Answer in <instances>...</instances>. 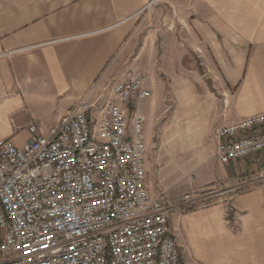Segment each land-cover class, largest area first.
Wrapping results in <instances>:
<instances>
[{
    "label": "crops",
    "instance_id": "obj_1",
    "mask_svg": "<svg viewBox=\"0 0 264 264\" xmlns=\"http://www.w3.org/2000/svg\"><path fill=\"white\" fill-rule=\"evenodd\" d=\"M149 1L0 0V138L22 127L28 134L33 121L57 124L83 96L108 91L134 65L160 79L189 47L209 65L206 129L264 110V0H169L170 14ZM7 51L15 53L2 55ZM252 161L202 169L206 189L225 179L251 189L169 210L187 264H264V177L250 178Z\"/></svg>",
    "mask_w": 264,
    "mask_h": 264
},
{
    "label": "built area",
    "instance_id": "obj_2",
    "mask_svg": "<svg viewBox=\"0 0 264 264\" xmlns=\"http://www.w3.org/2000/svg\"><path fill=\"white\" fill-rule=\"evenodd\" d=\"M148 83L130 67L57 124L33 121L21 143L0 138V264H187L169 209L148 189L138 107L152 95ZM215 136L220 164L252 158L264 177V110Z\"/></svg>",
    "mask_w": 264,
    "mask_h": 264
},
{
    "label": "rangeland",
    "instance_id": "obj_3",
    "mask_svg": "<svg viewBox=\"0 0 264 264\" xmlns=\"http://www.w3.org/2000/svg\"><path fill=\"white\" fill-rule=\"evenodd\" d=\"M153 4L155 7L168 6L170 14L169 0H156ZM179 35L182 37L183 33ZM180 41L186 43L185 39L180 38ZM189 49L188 56H184L181 61L179 59L176 65L172 64L170 73L157 80L150 78L152 95L138 103L142 112L152 113L145 124L148 189L154 197L162 198L170 212H181L183 209L203 206L225 197L230 200L231 196L253 187L246 184L237 189L233 187L235 182L225 179L220 184H210V188L206 189V180L202 178L203 167L208 164V169L216 171L218 165H221L215 157L216 131L206 129V81L209 65L204 62L206 58L199 50ZM157 52L156 63L159 65L163 49L159 46ZM174 68L177 70L176 74ZM176 75L178 77L173 79L166 77ZM132 103L136 105L137 101L133 100ZM196 105L199 107L195 108ZM44 124L49 126L54 123ZM26 137L27 129L19 128L15 137L17 143L23 142ZM255 176L254 171H251L250 178L254 177L255 180ZM207 192L210 195L206 199ZM187 194L193 199L190 202L184 198ZM187 203L193 205L189 208Z\"/></svg>",
    "mask_w": 264,
    "mask_h": 264
},
{
    "label": "bare ground",
    "instance_id": "obj_4",
    "mask_svg": "<svg viewBox=\"0 0 264 264\" xmlns=\"http://www.w3.org/2000/svg\"><path fill=\"white\" fill-rule=\"evenodd\" d=\"M150 1H153V3H155L156 0H150ZM150 1H149V2H150ZM149 2H148V3H149Z\"/></svg>",
    "mask_w": 264,
    "mask_h": 264
}]
</instances>
